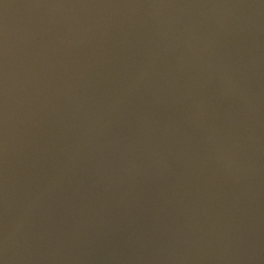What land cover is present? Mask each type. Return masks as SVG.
Here are the masks:
<instances>
[{
    "label": "water",
    "instance_id": "water-1",
    "mask_svg": "<svg viewBox=\"0 0 264 264\" xmlns=\"http://www.w3.org/2000/svg\"><path fill=\"white\" fill-rule=\"evenodd\" d=\"M0 264H264V0H0Z\"/></svg>",
    "mask_w": 264,
    "mask_h": 264
}]
</instances>
